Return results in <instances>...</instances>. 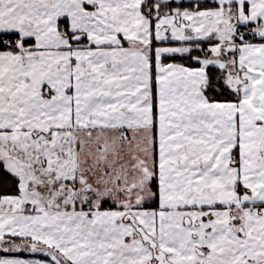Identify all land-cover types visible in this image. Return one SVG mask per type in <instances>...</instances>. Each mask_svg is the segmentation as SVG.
I'll return each instance as SVG.
<instances>
[{"label": "snow or ice", "instance_id": "6c2138e0", "mask_svg": "<svg viewBox=\"0 0 264 264\" xmlns=\"http://www.w3.org/2000/svg\"><path fill=\"white\" fill-rule=\"evenodd\" d=\"M0 264H264V0H0Z\"/></svg>", "mask_w": 264, "mask_h": 264}]
</instances>
